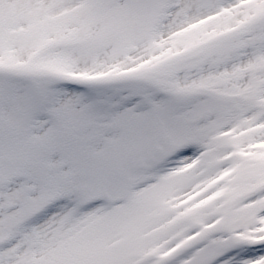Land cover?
Returning <instances> with one entry per match:
<instances>
[{
  "label": "snow or ice",
  "instance_id": "1",
  "mask_svg": "<svg viewBox=\"0 0 264 264\" xmlns=\"http://www.w3.org/2000/svg\"><path fill=\"white\" fill-rule=\"evenodd\" d=\"M0 264H264V0H0Z\"/></svg>",
  "mask_w": 264,
  "mask_h": 264
}]
</instances>
